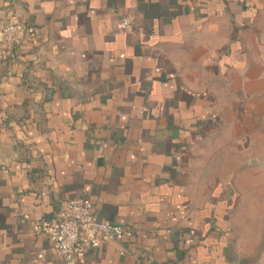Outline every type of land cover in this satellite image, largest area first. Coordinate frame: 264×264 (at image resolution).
<instances>
[{"label": "crops", "instance_id": "obj_1", "mask_svg": "<svg viewBox=\"0 0 264 264\" xmlns=\"http://www.w3.org/2000/svg\"><path fill=\"white\" fill-rule=\"evenodd\" d=\"M9 15L26 32L0 60V264H61L36 223L72 197L135 228L78 264H264V0Z\"/></svg>", "mask_w": 264, "mask_h": 264}, {"label": "built area", "instance_id": "obj_2", "mask_svg": "<svg viewBox=\"0 0 264 264\" xmlns=\"http://www.w3.org/2000/svg\"><path fill=\"white\" fill-rule=\"evenodd\" d=\"M118 27L130 30V17H122ZM25 32L22 22L9 15L0 26V60L7 57L10 48L20 42ZM24 217L27 218L26 215ZM36 231L50 240L61 264H78L102 242H121L131 238L135 228L97 219L93 204L87 198L72 197L62 202L56 219L39 220Z\"/></svg>", "mask_w": 264, "mask_h": 264}, {"label": "rangeland", "instance_id": "obj_3", "mask_svg": "<svg viewBox=\"0 0 264 264\" xmlns=\"http://www.w3.org/2000/svg\"><path fill=\"white\" fill-rule=\"evenodd\" d=\"M213 143V142H212ZM213 179V178H212ZM226 180H228V182H229V178L228 179H226ZM231 182V181H230ZM241 222H240V224L239 225H241L242 227H245V226H249L250 224H251V221H250V218L248 217V218H243V219H241L240 220ZM234 227V226H233ZM240 236H241V234H239ZM242 235L244 236L245 234H243L242 233ZM230 236H233V234H230ZM235 244V243H234ZM251 244L252 243H242V245H243V248L242 249H245V248H247V249H250V247H251ZM244 246H246V247H244ZM250 246V247H249ZM261 247H263V245H260Z\"/></svg>", "mask_w": 264, "mask_h": 264}]
</instances>
